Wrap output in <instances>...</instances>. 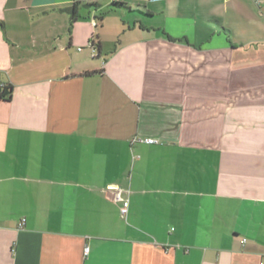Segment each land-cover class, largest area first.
I'll use <instances>...</instances> for the list:
<instances>
[{"label": "crops", "instance_id": "0c3cea01", "mask_svg": "<svg viewBox=\"0 0 264 264\" xmlns=\"http://www.w3.org/2000/svg\"><path fill=\"white\" fill-rule=\"evenodd\" d=\"M0 22V264L264 263V0Z\"/></svg>", "mask_w": 264, "mask_h": 264}, {"label": "built area", "instance_id": "2783aa9c", "mask_svg": "<svg viewBox=\"0 0 264 264\" xmlns=\"http://www.w3.org/2000/svg\"><path fill=\"white\" fill-rule=\"evenodd\" d=\"M144 141L146 143H157L158 142V140L153 138V137H147L144 139ZM106 189H107V191H111L113 193V196H112L113 200L121 202L120 213L122 216H124L127 213V208H128L129 202H128V199L124 198L121 195L122 189L116 185H108L106 187ZM242 241L244 242L245 239H243ZM88 250H89V247L85 246L84 247V254H87Z\"/></svg>", "mask_w": 264, "mask_h": 264}, {"label": "trees", "instance_id": "16d2710c", "mask_svg": "<svg viewBox=\"0 0 264 264\" xmlns=\"http://www.w3.org/2000/svg\"><path fill=\"white\" fill-rule=\"evenodd\" d=\"M119 4H122V3H118V2H113L112 4H110L107 8L109 9H113L114 7L118 6ZM65 11H68L69 14H71L72 19L74 18V16L76 15L75 13V10H74V7L72 6L71 8H68V9H64ZM108 10L106 9V11H104L102 14H105L107 13ZM0 25L2 26V23L0 22ZM11 97V86L10 85H7V84H3L1 85L0 87V98L7 101L9 100Z\"/></svg>", "mask_w": 264, "mask_h": 264}]
</instances>
